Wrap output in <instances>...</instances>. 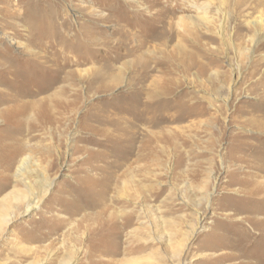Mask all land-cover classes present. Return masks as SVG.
<instances>
[{
	"label": "rangeland",
	"instance_id": "rangeland-1",
	"mask_svg": "<svg viewBox=\"0 0 264 264\" xmlns=\"http://www.w3.org/2000/svg\"><path fill=\"white\" fill-rule=\"evenodd\" d=\"M169 1L0 0V264H264V0Z\"/></svg>",
	"mask_w": 264,
	"mask_h": 264
},
{
	"label": "bare ground",
	"instance_id": "bare-ground-1",
	"mask_svg": "<svg viewBox=\"0 0 264 264\" xmlns=\"http://www.w3.org/2000/svg\"><path fill=\"white\" fill-rule=\"evenodd\" d=\"M173 1V0H172ZM181 2L180 0H175V3L177 4V2ZM193 1V5H191L193 8H196V10L201 14V19L200 20H198V24H197V21L196 20H192V19H185V18H183V17H179V18H175L174 16H173V13H174V11H175V8H171V9H169V10H162V11H158V13L156 14L159 18V20L157 19V24H158V26H160L161 28H164V30H178V31H181V32H183L185 35H186V32H187V30H193L194 28H196V27H198L199 25H202L205 29H207V28H209V27H211V26H213V22L214 21H212V19L210 20V18L208 17V15H209V12H210V10H211V4H210V1H208V0H198V2L197 3H195V1L196 0H192ZM199 1H201V5L199 6V7H196L198 4H199ZM217 2H218V4H219V7H218V9H217V14L219 15V16H221V19H220V21H219V24H217L218 25V27L220 28V29H223V26H225V24L223 23L225 20L227 21V18H226V15L225 14H223V12H222V9H223V6L225 5V0H216ZM168 2H170L169 0H168ZM196 6H195V5ZM131 5V4H130ZM147 5V4H146ZM133 6V5H132ZM55 7V6H54ZM149 8V7H148ZM147 8V9H148ZM152 8V7H151ZM150 8V9H151ZM90 15V14H89ZM97 16V15H96ZM99 18V17H98ZM226 18V19H225ZM229 18V17H228ZM99 21V20H98ZM102 22H103V20H102ZM227 23V22H226ZM242 24V23H241ZM64 25V24H63ZM250 25H264V19H262V18H258V20H256V21H250ZM214 27V26H213ZM160 28V29H161ZM162 30V29H161ZM59 31H61V30H59ZM172 32V31H171ZM218 33V32H217ZM59 34V33H58ZM181 35V34H180ZM185 35H183V36H185ZM58 36V35H57ZM163 36V35H162ZM61 37V36H60ZM169 37V36H168ZM140 38V37H139ZM166 38V37H165ZM164 39V38H163ZM183 39H185V38H183ZM143 44V43H142ZM141 45V44H140ZM144 45V44H143ZM142 45V46H143ZM180 45V44H179ZM141 47V46H140ZM139 47V48H140ZM184 47V46H183ZM187 47V46H186ZM196 47V46H195ZM198 48V47H197ZM26 49V48H25ZM141 49H142V47H141ZM28 50V49H27ZM139 50V49H138ZM185 50V49H184ZM181 51V50H180ZM190 51V50H189ZM202 51V50H201ZM32 53V52H31ZM183 52H181V54H182ZM187 53V52H186ZM34 54V53H33ZM189 54H190V56L189 57H192V56H195V54L193 53V52H189ZM246 54V53H245ZM61 55V54H60ZM146 55V54H145ZM184 55V54H183ZM187 55V54H186ZM37 57V56H36ZM41 57V56H40ZM188 57V58H189ZM248 57V56H247ZM193 58V57H192ZM195 58V57H194ZM41 60V59H40ZM144 62V61H143ZM139 63V62H138ZM152 63V62H151ZM140 64V63H139ZM145 64V63H144ZM141 70V69H140ZM139 70V71H140ZM138 73V72H137ZM144 73V72H143ZM144 76H145V74H144ZM61 77V76H60ZM114 78V77H113ZM113 80V79H112ZM117 80V79H116ZM62 82V81H61ZM60 82V83H61ZM116 84V83H115ZM154 92V91H153ZM152 92V93H153ZM157 92V91H156ZM11 93V92H10ZM47 94V93H46ZM62 95V94H61ZM156 95V94H155ZM150 96V95H149ZM43 98V97H42ZM52 99V98H51ZM147 99H151V96L149 97V98H147ZM37 101V100H36ZM3 102V101H2ZM41 102V101H40ZM50 102V101H49ZM48 102V103H49ZM6 103V102H5ZM39 103V102H38ZM37 103V104H38ZM55 103V102H54ZM9 104V103H8ZM8 104H6V105H8ZM32 105V104H31ZM45 105V104H44ZM54 105V104H53ZM37 106V105H36ZM46 106V105H45ZM50 106V105H49ZM152 106V105H151ZM153 107V106H152ZM29 108H31L30 106H29ZM37 110H39V109H37ZM142 110V109H141ZM145 110V109H144ZM38 112V111H37ZM54 113V112H53ZM141 113H143L142 111H141ZM27 114V113H26ZM144 114V113H143ZM23 116V115H22ZM25 116V115H24ZM17 117H19V115H17L15 118H17ZM141 118V117H140ZM13 119V118H12ZM19 119V118H18ZM140 120H142V119H140ZM140 120H138V122H137V128H139L138 130H140V125H141V121ZM13 121V120H12ZM18 121H20V120H18ZM18 121H16V122H18ZM144 120H142V122H143ZM110 123V122H109ZM125 123V122H124ZM144 123V122H143ZM142 123V124H143ZM112 124V123H111ZM107 125V124H106ZM113 125V124H112ZM109 126V125H108ZM123 126V125H122ZM107 127V126H106ZM126 127V126H125ZM119 129V128H118ZM124 130V129H123ZM138 130H136L137 132V134L140 136V137H142L141 135H140V133H138ZM113 133V132H112ZM133 134H135V132L133 133ZM122 135H123V133H122ZM118 136V135H117ZM138 137V136H137ZM136 137V138H137ZM134 138V137H133ZM132 138V139H133ZM138 139V138H137ZM140 139V138H139ZM27 165V162H26V160H23V162L20 164V166H19V168H18V172L19 173H22V172H24V169L26 168L25 166ZM31 203V202H30ZM32 207L33 208H36L37 207V202H35V203H33L32 205H28L27 206V208H26V210H25V212L24 213H28L31 209H32ZM9 217L7 216V217H2L1 219H0V224H2V227H1V231L3 232L5 229H6V227H7V225L9 224V222H11L12 221V219L10 218V219H8ZM124 227V226H123Z\"/></svg>",
	"mask_w": 264,
	"mask_h": 264
}]
</instances>
